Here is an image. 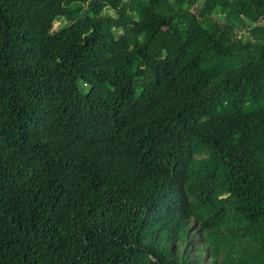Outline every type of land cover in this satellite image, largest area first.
<instances>
[{"label": "trees", "instance_id": "16d2710c", "mask_svg": "<svg viewBox=\"0 0 264 264\" xmlns=\"http://www.w3.org/2000/svg\"><path fill=\"white\" fill-rule=\"evenodd\" d=\"M0 264H264V0H0Z\"/></svg>", "mask_w": 264, "mask_h": 264}, {"label": "rangeland", "instance_id": "374dc122", "mask_svg": "<svg viewBox=\"0 0 264 264\" xmlns=\"http://www.w3.org/2000/svg\"><path fill=\"white\" fill-rule=\"evenodd\" d=\"M217 16L221 19V15L216 13ZM63 19L62 17H58L55 22H54V28H57L58 25H60L61 23H63ZM66 21V20H65ZM64 21V22H65ZM116 36H117V43L120 44L122 41H124V37L123 34L121 33V31L119 29L116 30Z\"/></svg>", "mask_w": 264, "mask_h": 264}]
</instances>
